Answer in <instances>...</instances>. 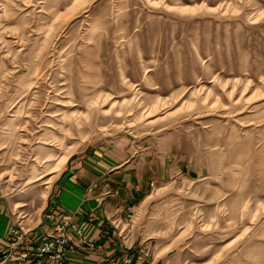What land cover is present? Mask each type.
<instances>
[{
  "label": "rangeland",
  "instance_id": "1",
  "mask_svg": "<svg viewBox=\"0 0 264 264\" xmlns=\"http://www.w3.org/2000/svg\"><path fill=\"white\" fill-rule=\"evenodd\" d=\"M77 1L0 0L13 223L40 229L86 149L149 142L194 172L156 185L120 226L162 264H264V0Z\"/></svg>",
  "mask_w": 264,
  "mask_h": 264
},
{
  "label": "crops",
  "instance_id": "2",
  "mask_svg": "<svg viewBox=\"0 0 264 264\" xmlns=\"http://www.w3.org/2000/svg\"><path fill=\"white\" fill-rule=\"evenodd\" d=\"M191 164L171 148L149 142L111 140L86 149L60 176L48 199L38 236L57 223L76 222L88 245L73 236L72 264H162L139 231L120 225L141 206L156 185L192 174ZM11 209L0 202V237L13 225Z\"/></svg>",
  "mask_w": 264,
  "mask_h": 264
},
{
  "label": "built area",
  "instance_id": "3",
  "mask_svg": "<svg viewBox=\"0 0 264 264\" xmlns=\"http://www.w3.org/2000/svg\"><path fill=\"white\" fill-rule=\"evenodd\" d=\"M52 219L51 214L45 215ZM35 229L25 228L15 221L0 237V264H72L70 255L77 252L73 236L88 245L84 230L72 221L57 223V228L41 235L30 236Z\"/></svg>",
  "mask_w": 264,
  "mask_h": 264
},
{
  "label": "bare ground",
  "instance_id": "4",
  "mask_svg": "<svg viewBox=\"0 0 264 264\" xmlns=\"http://www.w3.org/2000/svg\"><path fill=\"white\" fill-rule=\"evenodd\" d=\"M79 1H80V0H78L77 2H75V3L73 4V6L71 7L72 10H73V9H76L75 7H76V5H78ZM72 10H71V11H72ZM74 11H75V10H74ZM74 11H73V12H74ZM40 179H41V178H39V180H40ZM39 180L37 179V180H35V181H39ZM35 181H33V182H29V183H35Z\"/></svg>",
  "mask_w": 264,
  "mask_h": 264
}]
</instances>
